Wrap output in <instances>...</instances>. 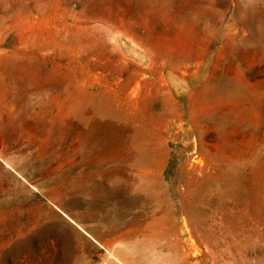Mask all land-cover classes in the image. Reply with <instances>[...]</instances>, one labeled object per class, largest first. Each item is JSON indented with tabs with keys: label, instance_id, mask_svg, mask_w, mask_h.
<instances>
[{
	"label": "rangeland",
	"instance_id": "rangeland-1",
	"mask_svg": "<svg viewBox=\"0 0 264 264\" xmlns=\"http://www.w3.org/2000/svg\"><path fill=\"white\" fill-rule=\"evenodd\" d=\"M0 264H264V0H0Z\"/></svg>",
	"mask_w": 264,
	"mask_h": 264
},
{
	"label": "bare ground",
	"instance_id": "bare-ground-1",
	"mask_svg": "<svg viewBox=\"0 0 264 264\" xmlns=\"http://www.w3.org/2000/svg\"><path fill=\"white\" fill-rule=\"evenodd\" d=\"M140 158H135V165H134V167H135V169L136 170H139V169H141L142 168V164L143 163H141L140 164V162H137L136 160H139ZM139 168V169H138ZM11 170V169H10ZM14 172V171H13ZM139 178H141V177H139ZM23 181V180H22ZM93 182H94V180H93ZM30 188H32V187H30ZM135 190L134 191H137V190H139V191H143V184L141 183V182H139L138 184H137V189L136 188H134ZM89 197H91V194H90V196ZM88 201V200H87ZM58 209V208H57ZM121 214V213H120ZM122 215V214H121ZM108 216V219L110 220V222H114L115 221V219H114V216H110V215H107ZM71 222V221H70ZM75 222V221H74ZM74 222H73V224H74ZM75 225H76V223H75ZM77 226V225H76ZM78 229L83 233V234H85L86 236H90V235H88V233L84 230V229H82V228H80V227H78ZM104 231V230H103ZM104 238V237H103ZM91 239L93 240V241H95L96 243H98L99 244V242L96 240V239H94L93 237H91ZM103 248V247H102ZM106 248V247H105ZM112 256V255H111Z\"/></svg>",
	"mask_w": 264,
	"mask_h": 264
}]
</instances>
